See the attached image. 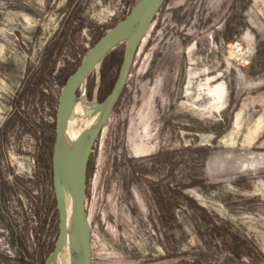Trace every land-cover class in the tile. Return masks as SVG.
<instances>
[{"label":"rangeland","instance_id":"1","mask_svg":"<svg viewBox=\"0 0 264 264\" xmlns=\"http://www.w3.org/2000/svg\"><path fill=\"white\" fill-rule=\"evenodd\" d=\"M133 1L0 0V264L53 250L60 90ZM122 55L77 94L101 101ZM85 196L93 264H264V0H164L95 141ZM230 233L246 240L239 255Z\"/></svg>","mask_w":264,"mask_h":264},{"label":"water","instance_id":"2","mask_svg":"<svg viewBox=\"0 0 264 264\" xmlns=\"http://www.w3.org/2000/svg\"><path fill=\"white\" fill-rule=\"evenodd\" d=\"M163 2L164 0H134L127 15L94 42L61 87L51 154L58 231L53 250L43 264H56L58 259L63 264H93L90 222L85 202L90 155L125 87L137 47ZM122 46V60L109 93L101 101L79 96L77 92L90 73ZM76 102L88 106L91 116L85 140L78 150L72 146L67 134L71 107Z\"/></svg>","mask_w":264,"mask_h":264},{"label":"bare ground","instance_id":"3","mask_svg":"<svg viewBox=\"0 0 264 264\" xmlns=\"http://www.w3.org/2000/svg\"><path fill=\"white\" fill-rule=\"evenodd\" d=\"M91 119L90 109L88 106L76 102L71 107V116L68 122L67 134L72 146L75 149H80L82 146L86 134L87 126ZM70 204V202L67 200ZM68 215L70 212V207L67 209ZM56 264H63L61 260H57Z\"/></svg>","mask_w":264,"mask_h":264},{"label":"trees","instance_id":"4","mask_svg":"<svg viewBox=\"0 0 264 264\" xmlns=\"http://www.w3.org/2000/svg\"><path fill=\"white\" fill-rule=\"evenodd\" d=\"M188 199L192 201L191 198L188 197ZM230 235L231 236H228V242L227 244H225V246H227V249L230 251L231 254L239 255V253L241 252V248L245 247L243 245L245 244L246 240L245 238L238 237L236 234L233 233H230Z\"/></svg>","mask_w":264,"mask_h":264},{"label":"built area","instance_id":"5","mask_svg":"<svg viewBox=\"0 0 264 264\" xmlns=\"http://www.w3.org/2000/svg\"><path fill=\"white\" fill-rule=\"evenodd\" d=\"M230 52L232 53V55H234L236 58L242 59L243 57V50L241 45L235 41L231 44L230 46Z\"/></svg>","mask_w":264,"mask_h":264}]
</instances>
